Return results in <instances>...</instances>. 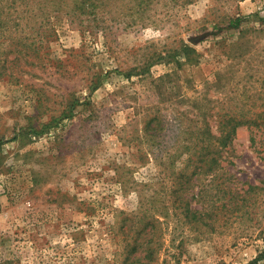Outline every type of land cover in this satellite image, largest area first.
Masks as SVG:
<instances>
[{
    "label": "rangeland",
    "instance_id": "1",
    "mask_svg": "<svg viewBox=\"0 0 264 264\" xmlns=\"http://www.w3.org/2000/svg\"><path fill=\"white\" fill-rule=\"evenodd\" d=\"M262 111L264 0H0V264H264V190L180 213L261 184L209 134Z\"/></svg>",
    "mask_w": 264,
    "mask_h": 264
},
{
    "label": "trees",
    "instance_id": "2",
    "mask_svg": "<svg viewBox=\"0 0 264 264\" xmlns=\"http://www.w3.org/2000/svg\"><path fill=\"white\" fill-rule=\"evenodd\" d=\"M239 22H240V18L238 17L235 18L231 23L232 25L236 26L239 24ZM230 122L233 123L231 124V129L227 131H223L224 130L223 128L221 129V133L219 135L209 134L210 138L219 141V144L221 143V145L224 146L227 144L228 141L231 140L232 134H234L236 131V127L241 123H247L251 129L250 141L254 146L255 150L258 153H262V155H260V158L264 160V111H262L261 113L254 112L252 116L244 119L234 118V117L229 118L224 123L230 124ZM226 125L224 124V126ZM211 145L214 146V144L211 142L205 144L204 152H208V151L210 152L212 148L210 147ZM207 157H208V162H207L208 165L205 166V170H204L205 172L207 171V169H209L208 171H212L213 165L220 163L218 162V157L214 156L213 154L212 155L206 154L203 158L207 159ZM255 189L260 191L264 190V178L261 180L260 185L249 184L247 188H241V192L237 191L236 189H233V191L230 190L232 197L229 198V200L224 198V200L222 199V201L219 204H212L210 209L192 208L189 207V203L186 202L187 205H185L184 210L181 211L180 213H182L185 219L190 221V223H201L204 225H208L212 229H214L212 223L208 222V220L209 219H212V221L216 220L215 218L217 217L218 212H220V210H217L219 208H221V210H226L227 212H229L230 214L228 215V217H231L232 215H235V217H243L247 212H249L250 211L249 193ZM157 222L160 223V220H157ZM151 224L152 225H149L150 229L148 230L146 236L140 237L142 241L141 244H137V242H135L133 249H137L140 246L144 247L145 245L147 247L150 243H153V241L154 242L158 241L157 239L154 240L156 235L154 233L155 231L153 230L157 227V224L156 226L153 225V222ZM148 234L150 235L149 237L147 236ZM263 241H264V237H263ZM158 246H160V242ZM146 249H148V247ZM262 254H264V250L262 251ZM156 256H158V247H154V248L150 247L145 255L136 256L133 262L140 261L143 258H147V257H150V261L155 260ZM176 260L178 264L179 262L178 256H176Z\"/></svg>",
    "mask_w": 264,
    "mask_h": 264
}]
</instances>
